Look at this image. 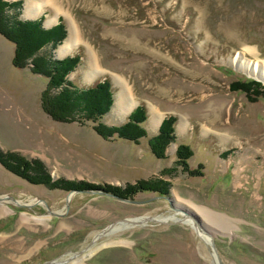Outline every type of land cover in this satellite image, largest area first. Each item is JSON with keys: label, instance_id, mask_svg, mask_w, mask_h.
Instances as JSON below:
<instances>
[{"label": "rangeland", "instance_id": "rangeland-1", "mask_svg": "<svg viewBox=\"0 0 264 264\" xmlns=\"http://www.w3.org/2000/svg\"><path fill=\"white\" fill-rule=\"evenodd\" d=\"M0 1L13 26L42 18L43 29L61 23L65 33L22 69L14 66L16 45L0 34V152L26 163L16 174L0 162V264H67L115 223L173 215V196L205 212L198 219L223 264H264V83L230 65L238 53L264 61V0H55L62 13L51 25L53 6L26 18L30 0ZM68 14L81 37L61 56ZM90 47L99 58L93 71L100 70L92 81ZM43 55L76 58L65 81L78 88L108 81L109 111L97 121L48 116L42 95L49 80L31 71ZM249 81L259 85L239 89ZM118 82L134 101L125 114L115 110ZM138 107L145 111L139 138L96 131L125 125ZM153 113L162 115L159 125ZM168 118L173 133L163 148L156 139ZM96 246L84 264H213L194 228L181 222L135 225Z\"/></svg>", "mask_w": 264, "mask_h": 264}, {"label": "trees", "instance_id": "trees-1", "mask_svg": "<svg viewBox=\"0 0 264 264\" xmlns=\"http://www.w3.org/2000/svg\"><path fill=\"white\" fill-rule=\"evenodd\" d=\"M2 5L4 6L5 4L0 1V7H2ZM2 16L3 15L0 12V25H3V29L0 27V34L16 45L14 66L19 69L26 68L28 66L27 61L29 58L34 59V57L38 56L40 50L47 45H57V43L63 40L65 35L61 23L57 27L45 30L41 26L43 20L42 18L27 22L15 19L16 22L13 26L9 22H5ZM76 62L77 59L71 57H67L59 61H52L48 56L44 55L40 56V58L37 57L34 60L31 71L35 74H40L49 80L47 91L42 95V108L48 116L61 122L70 120L74 121L76 114H79L80 117L84 116L86 120L97 121L109 111L113 102L111 84H109L108 81H101L94 84L92 87L81 89L76 87L75 84L73 85L69 82L66 83L65 78L71 71L74 70ZM252 85H259V83L249 81L244 83L242 86L240 85L241 88L239 89L247 90V87ZM56 90H58V94L53 97L52 92ZM50 102L53 105H50ZM50 106L53 110H51ZM144 112L145 111L142 107H138L130 114L128 122L125 123V125L109 129H103L100 128L101 126H98L96 127V131L104 137L117 135L122 139L124 138L129 141L132 140L130 138H139V133L136 134V131L141 129V127L136 125L139 122L142 123V121H145ZM140 115L141 118L138 119ZM173 122L174 120L172 118H168L164 120L160 126L159 137L156 140H161L163 148L171 140ZM130 130L135 132L134 134L131 132L133 136H130ZM141 132L142 135H145L144 131ZM183 148L180 147L179 152H181L180 150H184ZM0 162L16 174H19L17 171L19 164L22 167L26 165L23 160H19L16 156L11 154L3 155L1 152ZM23 178L31 181L32 183L37 181V177L27 176ZM44 180H47V178ZM36 183L41 184V182ZM74 189L77 188L74 187Z\"/></svg>", "mask_w": 264, "mask_h": 264}, {"label": "bare ground", "instance_id": "bare-ground-1", "mask_svg": "<svg viewBox=\"0 0 264 264\" xmlns=\"http://www.w3.org/2000/svg\"><path fill=\"white\" fill-rule=\"evenodd\" d=\"M54 3H55V0H30L27 2V4H25V11H24L25 16H26V18H35L46 7L53 6L52 8H54L55 15L53 17L48 16V20L46 23L48 25H51L57 21V19H56L57 16L62 13V9H60L61 7L55 5L56 3L55 4ZM68 15L70 17L69 18V20H70V31H69L70 35H69V38L65 41V43L62 46H60V48L58 50V54L61 56H64V55H67V54L73 52L74 46H76L79 43L78 41L81 37L80 29H79L76 21L73 19V17L70 16V14H68ZM90 49H91L90 56L92 54V57L94 59H91V61H90V65H91L90 70H89L90 72L87 74L86 78L88 80L92 81L98 75L100 70H97V71L94 70L93 71V67H99V61H98L99 58L97 57V54L95 53V51L91 47H90ZM230 65L233 66L236 70H238L242 74H244L250 78H253V79L255 78L257 81H261L262 83H264V61H252V60H249L246 57H244L243 54L238 53L237 57L235 56V58L230 60ZM118 84L121 85L120 86L121 91H120L118 101L116 100L115 110L125 114L128 111H130V108L132 106H134V101L129 99L131 97L129 87L126 86L125 83L122 84V83L118 82ZM151 116H152L151 122L153 124L155 123V124L159 125L160 119L162 118V115L153 113ZM153 119L155 120V122ZM186 125H187V122L183 121V124L181 125V127L186 128L187 127ZM3 201H4V198H3ZM171 202H173L172 204L174 207V214L173 215L171 214L170 216H167V217H161V216H156V217H149V216H147V217L143 216L142 217L141 216V217H137V218L133 217V218L127 219L129 222H121V223L118 222L111 228L110 231H107V229H106V232H103L102 236H96V238L94 239V243H93L94 245L91 246L86 251V255H76L73 258L69 259L67 261L68 262L67 264H84L87 257H90L93 254V252H95L99 248L98 246L95 247V243H97L100 239H102L104 237H108L114 233H117L118 231L130 229L131 227H134L135 225L145 224V223L150 222V221H156L158 224L159 223H167L168 224L170 222H177V223L181 222L184 225H187L191 228H194L197 236L201 240V243H203L208 248V246L210 245L209 237L204 235L201 231L196 230L195 227L192 225V220L190 218L185 217L187 214L198 217L197 215H199V214L204 215L205 212L203 210L197 208V207H192V206L187 205L183 202H180L174 196L171 198ZM2 206H3L4 210L7 212L8 208L6 207V205L4 204ZM43 221L44 220H42V222ZM207 231L209 232V229H207ZM111 243H108V244H111ZM103 245H106V244H102L100 247H103ZM209 253H210V251H209ZM209 256H211L212 263H213V261L215 263L217 262V255L215 253L214 254L212 253ZM64 260L62 259V261H59L58 264H62L60 262L64 263Z\"/></svg>", "mask_w": 264, "mask_h": 264}, {"label": "water", "instance_id": "water-1", "mask_svg": "<svg viewBox=\"0 0 264 264\" xmlns=\"http://www.w3.org/2000/svg\"><path fill=\"white\" fill-rule=\"evenodd\" d=\"M254 79H255V78H254ZM255 80H256V79H255ZM107 195H109V194H107ZM71 196H72V193H70L69 196H68L67 204L69 203ZM110 196H112V195H110ZM112 197L121 200V198H119V197H117V196H112ZM122 200H123V199H122ZM122 200H121V201H122ZM131 203H133V202L131 201ZM185 217H186V218H190V219L192 220V225L195 227L196 230L201 231L204 235H206V236L209 237L210 245L208 246V250L210 251V254H212V253L214 254V253H215V254L217 255V262L215 263V262L213 261V264H223L222 259L219 257L218 252H217V250H216L215 243H214V240H213V238H212V235H211L210 232L207 231V229L205 228V226L203 225V223L201 222V220L198 219V217L192 216V215H190V214H187ZM121 222H129V221H128L127 219H124V220L120 221V223H121ZM115 224H116V223H115ZM115 224H113V225H111L109 228H107V231H110L111 228H112ZM103 232H106V229H105ZM103 232L100 233V234H98L97 236H102V235H103ZM95 238H96V237H95ZM93 243H94V240H93ZM90 244H92V243H90ZM89 247H90V245H89ZM89 247H87V248H89ZM84 252H85V250L80 251V252H76V253H74V254L71 256V258H73V257L76 256V255H81V254L84 253ZM71 258H70V259H71ZM64 262H65V261H64ZM58 263H59V260H58V259H54V260H51V261L46 262L45 264H58ZM60 263H63V262H60Z\"/></svg>", "mask_w": 264, "mask_h": 264}]
</instances>
